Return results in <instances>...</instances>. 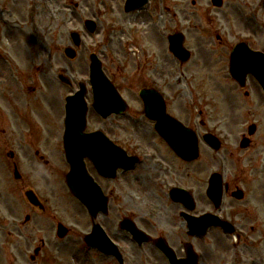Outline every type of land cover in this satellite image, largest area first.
<instances>
[{
    "label": "rangeland",
    "instance_id": "1",
    "mask_svg": "<svg viewBox=\"0 0 264 264\" xmlns=\"http://www.w3.org/2000/svg\"><path fill=\"white\" fill-rule=\"evenodd\" d=\"M3 1L0 0V93L3 92V96L5 99L7 98L6 102L15 106L16 101L9 100L10 95L7 92H14L19 98L22 97L23 99L28 96V91L35 87L40 92L35 96L40 97V95H43L48 103L50 102L49 105L54 110L55 117L52 121L49 120L50 127L47 131L48 135L46 134L51 140L50 148L53 153L52 173L48 177L51 176L54 185L50 186V194L38 190L42 197L49 202L47 205L48 211L46 214L35 211L27 203L24 192L29 183H24L21 186L15 182L12 172L13 166L7 158V154L11 150H8L5 144L0 142V218L9 220V217L13 215L16 218L19 217L22 221V264H31V256L34 255L36 248L41 247L43 244H45V256H56L55 261L57 264H104L105 262L100 260L101 257L98 253H94V251L91 254L85 253L84 237L92 228L91 221L78 202L71 198L69 194H66L64 185L62 186V170L66 167V160L62 152L61 136L63 135V126L59 118L64 111L66 96L77 90L80 82H89L90 55L97 52L110 79L118 86H127L123 78L127 76L131 59L136 58L134 55L133 57L130 55L136 50H149L151 55L155 54L166 62L168 72L166 85L169 84V88L175 91L176 85L173 77L179 70L177 62L169 54L167 38L170 35L176 31L184 32L187 37L188 49L193 50L195 54L200 51L199 54L206 57L207 55L203 51V46L206 44L197 39L198 34L194 28L199 26L201 29L204 27L202 24H204L210 25L214 29L212 48L217 45L216 38L218 34L224 38L222 27H228V24H232L231 28L237 29L240 28L241 22H257L258 15L253 7H250V9H253L251 11L244 10V0H224L225 6L221 10L214 8L211 0H160L156 3L153 2L144 10L133 15H126L124 12L126 0H16L17 6L11 11L12 14L3 13ZM246 1L255 3V0ZM257 2L259 0H256ZM194 7H197V9ZM158 13H161L165 18L163 25L160 26ZM196 13H198V18L195 16ZM1 18L8 19L14 24L16 31H10L4 27ZM92 19H95L99 25L98 33L93 36L88 34L84 27L85 22ZM109 30L115 31L113 36L115 44L110 43L112 33L109 34ZM72 32L80 33L83 38L82 47L78 49V58L73 62L64 55V50L73 46L70 38ZM234 32L237 33L238 31ZM107 37L108 43L106 44ZM115 52L120 56L122 64H115L110 60L109 57ZM221 54V52H217L213 57L208 56L206 58L212 60L214 57L218 58V55ZM7 57H11L14 63L7 61ZM126 69V73L122 74L121 70ZM62 73L72 80L73 88L63 85L58 80V75ZM16 80L18 81L16 82ZM130 81L133 85L140 86V83ZM133 95V98L138 97L137 94ZM239 97L246 104L258 102L260 108L264 109V104L259 102L262 100L259 94H254L249 100H246L243 96ZM215 98L216 103L212 100H208V103L214 108L223 104L221 109L215 113L221 114L225 118L232 119V116L235 117L238 107L242 108L236 95L231 94L230 97L225 99L223 95L216 94ZM89 100L92 105V96ZM131 103L133 109L139 107V105ZM245 109L246 114L250 110L248 105H245ZM183 112H185L184 108L183 111L182 109L172 111V114L183 119ZM247 119H249L248 115ZM89 121V131L102 129L111 134L113 120L100 124L99 118L91 111ZM144 125L142 132H145V135L140 136L141 140L137 142L142 145L143 149L141 152H135L136 154L153 152L158 155L159 160L156 159L154 162L143 161V164L138 168L142 171L139 180L143 177V173L148 172L151 174V170H158L156 164L163 162H168V166L175 167L176 170H183V173L184 170L219 169L216 163L217 157L205 146L202 149L200 162L189 167L179 164L160 140L149 133V127L146 124ZM213 128L217 134H221L225 138L226 142H229L228 139H231L230 134H232L233 141L240 126L235 127L232 123L230 126L218 125ZM262 129V135L259 137V140H261L260 148L255 147L249 151L250 162L248 164L253 167L257 166L259 172L264 173V123ZM234 131L236 134H234ZM2 132V128H0V136ZM142 132L140 131L139 134L142 135ZM9 148L15 151V162L17 163V148L12 146ZM218 157L224 161L226 170H232L233 162L231 164L230 160L225 159L224 152ZM260 180L264 187V177L262 179L260 176ZM134 186L136 189L130 191L134 199V208L128 206L130 200L127 203H118L112 200L110 208H112L113 213L116 212L124 216L131 215L130 212H132L140 215L146 213L147 207L151 206L147 200L154 199V203L159 202L155 195L160 190L144 189L146 186L142 185L141 191L139 190L140 184ZM139 192L144 193L141 200H139ZM120 194H123V191ZM156 205L158 208L160 207L159 203ZM113 213L110 214L108 220L106 219L107 222L105 220L110 227H108L109 231L117 240L126 244L130 255L136 256V258H133L136 264H167V261L157 251L146 249L143 253L139 252L131 245L126 235L117 233L116 226L112 223ZM27 216L31 217L29 224L25 223ZM58 223L66 225L70 230V236L65 242H59L56 237ZM215 237L217 244L220 243V240L224 244L223 249L220 248L217 262L233 264L235 258L237 262L241 260L238 257L240 254L236 255V252H243V250L233 247L232 240L228 242L227 238L221 234H216ZM208 243L212 245L209 239L199 241L196 245L197 250L199 252L205 250ZM257 251L258 253L263 252L264 247H259ZM4 264L8 263L4 262ZM48 264H51V261Z\"/></svg>",
    "mask_w": 264,
    "mask_h": 264
},
{
    "label": "flooded vegetation",
    "instance_id": "2",
    "mask_svg": "<svg viewBox=\"0 0 264 264\" xmlns=\"http://www.w3.org/2000/svg\"><path fill=\"white\" fill-rule=\"evenodd\" d=\"M3 9L6 12H11L14 7L17 6L16 0H4ZM246 9L250 10L247 4H245ZM255 6V5H254ZM256 14L258 15L257 22L255 23H245L242 22L240 28L230 29V32L238 31L240 39L238 41L246 43L252 50L256 52L263 53L264 55V0H261L255 8ZM197 34L201 36L200 41L203 44H207V41L210 38L209 31L206 29L196 28ZM233 35V33H231ZM208 36V38H207ZM219 44L223 43L224 39L220 36L217 38ZM228 41V40H227ZM221 46V45H220ZM222 47V46H221ZM231 49H227L226 55H221L216 60L200 58L195 63V69L197 73L192 76H186L182 72L176 74L173 79H176V89L174 92H171L173 95V101H170V105L175 106L177 109L181 110L185 107V110L190 108L192 112V117L195 116V112L198 111V117H205V119L211 123H216V119L210 116V112L204 113L207 109H211V105L208 103V94L218 93L222 95H244L249 97L251 94H262L264 91L261 84L257 79L248 74L245 77L246 86L243 87L238 81H236L230 71V52ZM180 68H183L182 65H179ZM165 64H162L161 60H157L156 57L147 58L145 62V67L143 72L145 76L141 74L142 67H136L133 70L135 75L132 76L133 82L143 80L147 84H144L143 88L151 89L155 88L159 91L165 92L167 89V71L165 70ZM147 74V75H146ZM149 77L154 78L159 84L157 87H152L149 85ZM169 85V84H168ZM184 85V86H183ZM183 86V87H182ZM188 91H183L187 90ZM132 92L135 91L134 87L130 89ZM0 93V101L4 104L5 112L0 114V120L6 126L3 134L5 136V142L7 146L12 145L17 148L18 151L22 154V157L27 161V164L35 169L34 176H30L29 181H33L35 186H42L43 190H46L50 186V181L48 175L52 173L50 162L47 158L49 151L44 145L43 138H46L43 134L39 133V125L45 128H49L50 114L48 111L38 107V104L31 102L23 103L22 101H17L18 97L14 92H7L10 95L9 100H14L15 106L10 105L6 102L7 98ZM239 100V104H240ZM40 105V103H39ZM241 107H244V104L241 102ZM196 118L189 119L188 122H196ZM202 120V119H201ZM201 125L206 127V121L202 120ZM235 123L240 121L233 118ZM114 126V125H113ZM114 131H119V125L114 126ZM26 132V134H24ZM24 137H29V145L24 146L22 140ZM29 151L35 152V157L32 158L29 155ZM38 162V163H37ZM40 168L47 169L41 170ZM64 175L69 170H62ZM147 171V170H144ZM152 173L149 174L146 172L143 173L144 181L148 186L155 189H168L172 185L178 186L175 184L177 181L179 184H182L184 179L187 181L186 187L191 190L192 195H194L196 201V208L193 213H190L182 205H167L170 208L175 210L165 211L162 210L161 214L163 216L167 215L165 218H161V225H163L168 232H170V238L175 235V231L179 228L184 229L185 236L180 234V237H187L191 240L190 235L187 230V224L184 221V214H189L192 216H200L207 213L208 210H213V205L209 199L203 194L200 190L198 191V181L194 178L193 174L197 175V170H187L186 177L182 176L181 172H177L171 176L161 174V170H151ZM91 176L96 180L98 184L104 185L106 188L111 191V200H114L120 203L119 193L123 191V197L126 196V191L131 187L132 181L128 174L123 172L118 173L117 177L114 180L108 181L97 177L96 170H88ZM251 171L246 172L242 170L241 173H234L229 176L227 181V190H228V200L229 203L223 207L222 215L223 217L233 223L237 230L236 235L241 240L246 238L256 237L259 239H264V191L262 189L257 191L253 188V183L256 180L251 179ZM199 179V178H198ZM247 185V187H246ZM242 186L245 187V199L242 201L236 200L232 197V193L235 190L240 189ZM117 215L115 216L114 222L117 223ZM10 224L11 234H17L21 228L17 226L16 222H11ZM250 225H246V224ZM254 223V224H252ZM2 224V223H0ZM143 228L146 233L150 236H155L158 233V228L150 222H143ZM2 228V226H0ZM245 228V229H244ZM244 229V230H243ZM20 234V233H18ZM161 236H164L162 234ZM11 245H14L16 249H20L21 242L19 243L16 238L14 241L10 242ZM187 242H180V247L177 248L179 251V258L183 259L186 257L184 248ZM6 242H0V252L5 250ZM216 252L212 249L202 251V259L206 260L203 264H227L222 262H215ZM239 264H264V258L262 255L257 254L247 255L245 254L244 258L240 260Z\"/></svg>",
    "mask_w": 264,
    "mask_h": 264
},
{
    "label": "water",
    "instance_id": "3",
    "mask_svg": "<svg viewBox=\"0 0 264 264\" xmlns=\"http://www.w3.org/2000/svg\"><path fill=\"white\" fill-rule=\"evenodd\" d=\"M217 0L216 2H218ZM148 2V0H129L128 2V9L133 10L134 7H140L145 5ZM220 5V4H218ZM91 26V25H90ZM94 31V28L92 29ZM73 39L76 43V45H80V38L78 35H73ZM172 51L178 56L181 57L182 53H184L182 49V42L177 43V39L173 40L172 42ZM246 54V53H245ZM249 54V53H248ZM67 55L70 58H74V52L68 51ZM247 55V54H246ZM250 56V55H248ZM237 58V56H236ZM259 58V59H258ZM238 59V58H237ZM257 59L260 62H263L260 57L257 56H250L246 59L248 63L251 64V67H253L254 72H257L256 63ZM243 60V58H239L237 61ZM254 60V62H253ZM236 61V59H235ZM257 76L259 74L256 73ZM92 78H93V85L96 92V109L98 112L102 113L103 115H110L112 113H122L123 111V104L118 97L116 91L113 89V87H110L101 71V65L98 62L96 58H93V65H92ZM83 98L82 95H78V97L73 98L70 100V107H68L71 114H74L76 111H78L77 116L73 115V121L75 120L76 123H69L68 124V136L66 138V144L68 147V151L73 148L74 145V139L71 137L74 135L76 130H73L77 127L78 121H80L83 125L84 119H85V113L86 109L83 104ZM153 103H156V101H153ZM147 113L148 116L158 122L157 130L161 134V136L169 143V145L173 148V150L179 155L181 158L186 159L188 161H192L194 159L198 158V147H197V141L192 137L189 133H186L185 129L182 128L180 125H176L175 122L170 121L168 117L165 116V108L163 106H156V105H149L147 107ZM81 131V128H80ZM71 135V136H70ZM71 139L73 141H71ZM91 141V140H90ZM94 141H96L94 139ZM79 142V141H78ZM86 142V141H84ZM89 142V141H87ZM112 148V147H111ZM82 148H78L75 154H72L69 152V159L73 166V170H85L83 159L80 157V153H82ZM112 153V151H111ZM122 154V153H120ZM88 155L91 157L93 161L98 165L100 170H103L106 166H108L111 170H116V168H113V162L111 160V156L108 155L106 150H102V155L99 154V152L96 151V154L89 151ZM87 156V155H86ZM123 157L122 155H120ZM124 158V157H123ZM123 165L124 162H123ZM71 191L74 195H76L78 198L80 197L81 200H83L82 195L80 196V193L78 189L75 187H71ZM30 196V195H29ZM31 197V196H30ZM92 209L93 207L90 206ZM65 233L62 232V236L64 237ZM95 236H93L90 239H94ZM171 259V261L174 264H177L174 255H172V252L169 250L168 252H165Z\"/></svg>",
    "mask_w": 264,
    "mask_h": 264
}]
</instances>
